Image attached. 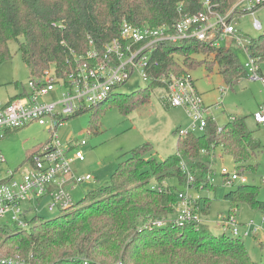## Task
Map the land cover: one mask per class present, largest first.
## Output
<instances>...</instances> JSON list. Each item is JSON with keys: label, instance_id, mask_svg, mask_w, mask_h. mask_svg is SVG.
Masks as SVG:
<instances>
[{"label": "trees", "instance_id": "trees-1", "mask_svg": "<svg viewBox=\"0 0 264 264\" xmlns=\"http://www.w3.org/2000/svg\"><path fill=\"white\" fill-rule=\"evenodd\" d=\"M237 1L211 0L221 13ZM203 3L204 0H0V66L10 57V42L23 37L20 51L30 70V81H42L48 71L66 81L87 61L91 41L101 52L120 36L124 21L137 27H172L184 17L201 12ZM237 50L233 42L226 43V48L196 40L164 43L155 52L157 66L152 75L181 76L203 65L217 64L227 88L235 89L249 74L239 62ZM251 53L264 79L260 68L264 62V34L251 39ZM200 56L203 60H198ZM157 88L166 90L154 81L131 95L116 91L92 110L113 102L129 113L148 103L151 91ZM26 93L27 90L22 95ZM263 147L249 129L247 118L240 117L224 126L209 119L200 136L179 135L177 153L163 162L148 157L151 144L136 148L121 161L112 182L83 206L64 210L63 215L47 222L40 221L37 215L30 220V227H17L14 233L0 226V231L7 233L0 238V258L8 259H0V264H264L252 259L243 238L233 236L227 229L222 234L211 229L205 219L210 199L197 200L201 223H177L176 210L179 194L188 186L190 193L193 189L214 191L211 178L218 149L246 173L257 167L249 163L262 153ZM182 165L187 172L182 171ZM172 178L184 190L164 185ZM153 184L162 186V191L152 189ZM226 199L232 208L245 204L264 213L257 187L248 183L233 189Z\"/></svg>", "mask_w": 264, "mask_h": 264}, {"label": "built area", "instance_id": "built-area-1", "mask_svg": "<svg viewBox=\"0 0 264 264\" xmlns=\"http://www.w3.org/2000/svg\"><path fill=\"white\" fill-rule=\"evenodd\" d=\"M262 6L264 0H238L231 9L221 13L218 11V4L204 0L201 12L184 17L172 27H137L124 21L120 36L109 42L101 52L91 41L87 61L66 81L57 79L53 71H48L40 82L30 81L26 94L0 106V140L11 130L33 124L45 127L51 136L46 144L29 156L26 163L29 169L25 172H21V167L16 171L5 169L7 161L0 150V222L9 217L17 227L28 228L30 220L38 215H35L38 206H33L36 203L41 205L44 201H49L50 211H66L74 207L71 190L94 179L91 174L81 175L73 168L75 163L86 162L84 149L88 146V141L71 139L66 145H62L58 141L57 131L73 116L107 102L136 71L149 84L154 81L162 84L171 106L185 110L193 119L194 128L204 131L209 119L216 121L214 106L205 104L191 73L181 76L162 73L157 78L152 75L157 66L154 56L159 45L196 40L212 47H220L221 42H233L247 54L249 63L245 67L249 74H252L254 80L260 79L264 83L251 53V39L238 30L235 22L241 15H255ZM254 27L258 31L263 30L262 23L257 19ZM60 92L56 101H46L52 93ZM255 118L259 125L264 126V107ZM179 132L180 136L191 134L190 131ZM182 171H188L186 166L182 165ZM244 174L246 173L238 168L234 172L222 169V175L227 178L230 186L236 181L247 183ZM152 189L161 192L162 186L153 184ZM190 190L188 186L186 192L179 194L176 205L179 224L203 221L199 207L196 206L199 197L194 198ZM158 224L162 225L163 222ZM218 224L233 236L243 239L256 236L262 229L254 220L240 223L233 212L228 217L220 216Z\"/></svg>", "mask_w": 264, "mask_h": 264}, {"label": "rangeland", "instance_id": "rangeland-1", "mask_svg": "<svg viewBox=\"0 0 264 264\" xmlns=\"http://www.w3.org/2000/svg\"><path fill=\"white\" fill-rule=\"evenodd\" d=\"M256 19L262 23L263 30L255 29ZM235 22L238 30L249 39L260 37L264 34V6L259 8L255 15L250 13L241 15L236 18ZM21 43H24L23 37L18 42H10V57L0 66V106L8 103L10 98L20 96L25 90H29L31 74L20 51ZM226 43L221 42L220 46L226 48ZM236 54L241 65L246 66L249 63V58L243 49L238 48ZM198 60H203L202 56ZM181 65L184 66L182 61ZM260 68L264 74V62L260 64ZM191 74L196 80L197 88L203 94L205 102L208 105H214L213 113L218 125L224 126L232 118H247L249 129L255 132L256 137L264 146V126L258 125L255 116H253L264 107V83L262 80H254L252 74H248L235 89H228L223 76L219 73L217 64L203 65L192 70ZM149 85L143 80L140 72L136 71L118 92L123 95H131L148 88ZM60 95L61 92L52 93L46 98V101L54 102ZM167 99L168 94L163 88L153 89L149 102L138 105L129 113H124L118 103L111 102L67 120L58 129V141L62 145H66L71 139L88 141V146L84 149L86 162L75 163L73 168L81 175L91 174L94 178L93 181L71 190L74 207L69 211L83 206L92 196L110 184L121 161L127 159L134 149L151 144V152L148 157L157 162H163L177 153L180 134H176V131H190L194 136H200L203 133L200 128L193 127V119L185 110L172 107ZM50 136L48 130L39 124L9 131L6 137L0 140V150L7 161L4 168L16 171L21 167V172L27 171L29 167L26 163L30 154L46 144ZM216 153L215 171L211 178L214 191H194V189L191 191V194L204 200L210 199V209L205 217V219L207 218L206 222L216 234H222L226 232V229L216 224L219 222L220 216L228 217L233 212L237 215L240 223L253 219L259 226H262L263 217L260 214L254 213L245 204H239L238 207L232 208L231 202L226 199V195L236 189L241 182L236 181L233 186L227 184V178L222 175V169L227 168L234 172L237 165L231 157L222 156L221 149H218ZM251 163L259 165L249 173L246 172L244 176L249 185L257 187L259 199L264 201V184L262 183L264 148L261 155L258 158H253ZM165 183L164 185L184 190L176 179H167ZM48 203L49 201H44L41 205L36 203L33 206H38L35 215L38 213L40 221L47 222L65 213L60 209L50 211ZM31 217H33V213ZM0 226L6 228L9 233H14L17 230V226L9 217L1 221ZM263 229L264 224L256 237L251 236L244 239L247 250L257 263L264 261ZM228 232L231 234L229 230ZM6 234L5 231H0L1 240ZM3 260L8 261L7 258Z\"/></svg>", "mask_w": 264, "mask_h": 264}, {"label": "crops", "instance_id": "crops-1", "mask_svg": "<svg viewBox=\"0 0 264 264\" xmlns=\"http://www.w3.org/2000/svg\"><path fill=\"white\" fill-rule=\"evenodd\" d=\"M228 44H229V43H228ZM238 85H239V84H238ZM228 89H229V88H228ZM199 92H200V91H199ZM201 94H202V93H201ZM202 96H203V94H202ZM203 98H204V97H203ZM10 100H11V98H10ZM10 100H9V101H10ZM9 101H8V102H9ZM204 101H205V100H204ZM205 104L208 105L206 102H205ZM210 105L214 106L213 104H210ZM210 105H208V106H210ZM255 115H256V114H254L253 116H255ZM237 118H240V117H237ZM258 125H259V124H258ZM260 126H261V125H260ZM258 140H259V139H258ZM263 148H264V147H263ZM262 152H263V151H262ZM260 155H261V154H260ZM260 155H259V156H260ZM259 156H258V157H259ZM258 157H254V158H258ZM249 164L252 165L253 167L259 165L258 163H256V164H252L251 161H250ZM75 171H76V170H75ZM248 173H249V172H248ZM263 179H264V178H263ZM262 183L264 184L263 180H262ZM201 204H202V203H201ZM203 204H204V202H203ZM209 204H210V203H209ZM252 211H253L254 213H256V214H260L262 217H264V213H263V212L255 211V210H253V209H252ZM206 219H207V218H206ZM251 220H253V219H251ZM251 220H249V221H251ZM262 220H263V218H262ZM249 221H247V222H243V223L241 222V223H242V224H245V223H248ZM216 225H218V223H217ZM262 226H263V224H262ZM262 226H261V227H262ZM263 230H264V229H263ZM254 237H256V236H254ZM262 245H263V244H262Z\"/></svg>", "mask_w": 264, "mask_h": 264}]
</instances>
